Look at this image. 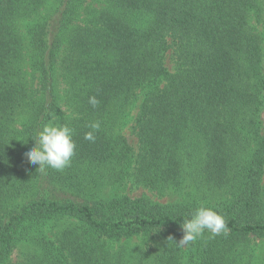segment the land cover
Wrapping results in <instances>:
<instances>
[{"label":"trees","instance_id":"obj_1","mask_svg":"<svg viewBox=\"0 0 264 264\" xmlns=\"http://www.w3.org/2000/svg\"><path fill=\"white\" fill-rule=\"evenodd\" d=\"M135 106L137 149L122 132ZM263 106L264 0H0V264H249ZM50 123L76 149L41 172L25 153ZM126 182L169 200L118 193ZM202 205L227 233L178 247Z\"/></svg>","mask_w":264,"mask_h":264},{"label":"clouds","instance_id":"obj_2","mask_svg":"<svg viewBox=\"0 0 264 264\" xmlns=\"http://www.w3.org/2000/svg\"><path fill=\"white\" fill-rule=\"evenodd\" d=\"M89 103L96 107L99 100L96 96L89 97ZM93 131L85 133V139L94 141V131L100 128L99 122L89 125ZM74 130L68 125L46 124L32 138L34 146L25 153L29 163L39 165L38 169L43 172L47 167L62 171L69 166L75 154L76 143L73 139ZM183 237L176 242L178 247H184L202 237L205 231L212 237L221 232L227 233V224L224 216L211 207L200 206L196 208L191 217L182 223Z\"/></svg>","mask_w":264,"mask_h":264},{"label":"rangeland","instance_id":"obj_3","mask_svg":"<svg viewBox=\"0 0 264 264\" xmlns=\"http://www.w3.org/2000/svg\"><path fill=\"white\" fill-rule=\"evenodd\" d=\"M254 22V21H253ZM166 65L169 69L173 68V61H172V53L171 51L168 52L167 54V58H166ZM27 70L28 67H27ZM61 111L65 114L68 113V108L65 105V103H61ZM138 112V107L135 106V108L132 109L129 117H128V122L125 126L122 127V132L126 135V137L128 138L129 142L131 143L132 146L135 147V149H137V137L135 136V134L133 133V120L136 116ZM262 117H264V106L262 108V112H261ZM118 193H123L126 195H130L132 197H138L141 195H147L149 197H151L153 200L155 201H159V202H166L169 200V198L167 196H160L159 194H157L155 191H151L150 189L146 188L145 186L142 185H134L130 182H126L125 184H123L121 187H119V189L117 190ZM61 224H63V221H60ZM184 235V231L181 228L178 232V239L180 240ZM156 236L157 233L153 232L150 234V238H149V249L147 251V255L153 256L156 252L155 249V245H154V241L156 240ZM115 243V242H114ZM116 245L119 244H128L129 246H131L133 248V251L136 250L138 248V246L140 244H142V238L141 237H133L130 239L127 238H123L121 243L118 244V242H116ZM114 245V246H116ZM190 245H186L183 248L185 250H187ZM252 252L250 253V255L248 256V262L249 264H264V239L263 238H254L253 242H252ZM18 249L15 250V252L13 253V259L17 260L18 259V254L19 251Z\"/></svg>","mask_w":264,"mask_h":264}]
</instances>
